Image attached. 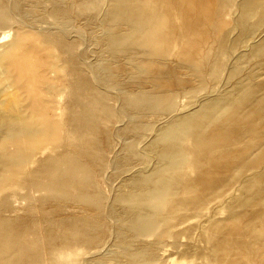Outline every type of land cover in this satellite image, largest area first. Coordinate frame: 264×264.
<instances>
[{
    "label": "bare ground",
    "instance_id": "bare-ground-1",
    "mask_svg": "<svg viewBox=\"0 0 264 264\" xmlns=\"http://www.w3.org/2000/svg\"><path fill=\"white\" fill-rule=\"evenodd\" d=\"M39 1L0 0V24L13 28L11 38L0 43V264H67L82 246L102 242L99 226H106L114 214L100 190L105 183L100 177L105 176L108 162L105 151L117 139L120 145L124 142L122 148L116 145L120 150L116 148L109 160L113 172L124 170L128 159L125 150L133 148L125 127L111 129L112 118L125 114L130 119V106H165L173 101L171 90L139 88L129 92L114 78L110 64L100 66L102 57L87 60L92 45H84L78 13L87 3L97 6V1H104L101 18L90 15L85 20L92 26L90 37L113 51L121 48L124 59L144 55L152 64L148 72H154L159 84L167 86L173 81L165 77H174L176 69L164 68V61L156 54L177 46L190 61L203 59V47L208 46L204 30L207 25L216 26L223 12L219 0H45L47 6ZM157 45L163 49L158 51ZM251 85L243 83L242 87ZM253 87L264 89V81ZM231 93L236 94H213L195 109L173 116L152 137L159 155L153 166L125 169L120 182L127 189L118 190L117 199L134 208L155 205L157 211L164 209L178 222L177 211L191 204L194 207L220 188L224 190L229 169H242L255 160L257 168L259 155L255 158V150L264 155V111H260L264 93L249 101L246 90L240 103H251L243 107L233 105ZM231 111L235 114L232 119ZM238 118L244 126L234 124ZM250 129L254 137L248 136ZM243 142L253 143L248 149ZM250 149L253 152L248 157ZM184 152L195 153L197 175L193 177L180 172ZM191 167L186 164L185 169ZM252 174L247 178L243 175L242 193L228 205L233 222L222 225L216 220L211 228L208 258L215 264H264V170ZM105 179L112 181L107 174ZM37 191L43 194L34 198ZM15 195L23 197L21 202L27 200L21 213L16 207L18 212H11ZM71 199L88 212L58 214L59 207L67 203L71 208ZM125 219L132 229L144 233L160 218L156 212L137 210ZM96 250L99 248L89 258L92 251L87 258L80 257L83 264H103ZM111 252L108 248L105 253ZM145 256L138 248L126 264H143Z\"/></svg>",
    "mask_w": 264,
    "mask_h": 264
},
{
    "label": "rangeland",
    "instance_id": "rangeland-1",
    "mask_svg": "<svg viewBox=\"0 0 264 264\" xmlns=\"http://www.w3.org/2000/svg\"><path fill=\"white\" fill-rule=\"evenodd\" d=\"M37 1L38 0H35V2ZM97 2V6L93 4H89L91 6H88L87 3L85 8L82 9V12L78 13V21L80 20L79 24L82 27L83 37L84 40L86 39L84 45L88 43L92 45L88 50L87 60L89 58H98V56L102 57L99 62L100 66L110 64L112 75L116 74L114 78L121 81V83L119 81L118 83L124 87L126 86V89L128 88V91L130 90L129 92H135L139 88H145L158 92H170L171 90L170 93H172L171 97L173 101L171 104L155 107L130 106L128 109L131 114L130 119L124 114L115 115L112 118L114 121L111 120L114 124L109 121L112 125L111 129L116 128L118 125L125 127L124 129L127 131V137L133 142V148L131 147L128 151L125 150L128 159L125 161L124 170H127L131 165L134 167L136 165L140 167L146 166L147 168L152 167L154 164L153 161L157 160L156 158L159 157L157 148H155L152 143L154 134H157L161 128H164L171 122L173 116L183 113L186 110L195 109L201 100L209 98L213 94L221 95L228 91L236 92V94L231 93L233 105L236 107L242 105L243 107L251 103H240L242 99L240 96L246 90H248L249 96L245 99L249 101L258 99L264 93V89L253 87L255 84L264 81V0H219V5L223 9V12L221 16L216 19V26H214V24V27L212 24L207 25V30H204L208 46H205V49L203 47V59H193L197 60V62L190 61L192 59L183 57L181 49L177 46H169L164 53L156 54L157 57L162 58L161 60L164 61V68L176 69V75L174 77H165L167 81L170 79L173 81L167 86L159 84L155 74H153L154 72H148L152 64L150 62L151 60L149 61L143 58L144 55L136 59L133 57L130 60L124 59L125 53L120 50L121 48H117L118 50L113 51L109 46L107 47L104 44L103 46L93 41L94 37H90L92 26L86 24L85 20L90 15L97 16L98 20L101 18L103 10L106 9V4L104 1ZM40 3L45 6L48 5V2L45 0H42ZM14 18L18 19V16L15 15ZM45 18L48 21L52 20V17ZM220 20H222V22ZM37 24L38 26H42L40 22H37ZM11 32L13 33V28L0 24V34H2L0 35V43L9 40L12 35ZM1 36H4L5 39H3V37L1 38ZM149 48L151 47L149 46ZM162 49V45L157 47L158 51ZM132 51L134 53L135 50ZM112 52L114 54H112ZM111 64H114V67ZM115 79L113 80L116 81ZM243 83L252 85L242 87ZM112 101L113 99H111L110 102L117 104ZM260 111H264V108L260 109ZM170 114L171 117L168 119L167 117ZM257 114L260 115L259 112H257ZM223 115L227 116L228 113H224ZM234 116V111H231L229 118L232 119ZM128 122L132 124H128ZM238 123L243 126L245 125L241 118L236 119L234 122V124ZM133 124L136 125L135 128ZM247 134L250 137H254V132L251 131V129L248 130ZM257 136H259V133L256 134L255 137ZM117 141L119 142L116 144ZM252 143L253 142L249 145V142H243L242 146L249 149ZM118 144L120 145L119 139H117L113 145L111 144V147L109 146L106 149L105 153L108 166L106 163L107 168H105V176L101 175L100 177L102 182H105L100 186L101 192H104L103 196L105 197L106 195L107 197H105L107 200L104 199V202L107 205H111L110 207L114 210L112 218L110 216V218L107 219L106 226L103 228L99 226L98 231L102 230L103 235L101 239L102 242L100 241V244H98L101 245V243H103V245H101V247H99L98 244L96 245L98 247L95 245L89 246V244L84 247L82 246V248L76 250L77 254L72 260H67V264H83V261H81L82 258L80 260V257L83 255V258H87L85 255L92 251L89 255L87 254L88 258L91 257V254L95 252V248H99V250L105 249L102 253L101 250H96V253L99 252L98 256H101L103 264H126L127 261L132 260L133 253L138 248L146 255L143 264H215L208 258L211 252L208 243L211 238L209 236L212 231L211 228L213 224L216 223V220L219 224H228L229 221L230 223L233 222L229 216L230 210L228 209V205L237 195L239 196V194L242 193L241 190L243 189L244 178L245 176L246 178L247 176H251L250 173L252 174V171H254L256 167V164H254L256 160L255 162L246 164L248 167L245 165V167L242 168L243 170L238 167L229 169L228 181H225L223 184L224 190L220 188L206 195L203 200L204 204L203 202L194 204V207L193 204H191L192 206L188 205L186 208L177 211V215L181 218L178 219L177 217V222V220H175L176 218L172 219L165 213L164 209L161 208L160 211H157V206L155 205L143 204L134 208L125 201H119L117 199V191L123 190L126 187L124 182H120L126 170H114L112 172V162H109V160L114 158L115 152L117 151L116 148H122L124 146V142L123 144L121 143L120 146ZM158 145L163 144L159 142ZM112 149L114 150L112 151ZM252 152L253 150L250 149L248 157L252 155ZM112 153H114V155ZM194 155L195 153L192 152H184V160L180 164V172L182 173V171H185L186 174L188 173L187 176L190 177L197 175V165L193 162ZM254 155L255 158L259 155L257 159L258 166L255 169L258 170L259 167L260 170H264V164L262 162L264 155H260L258 150H255ZM186 164L192 165V167L186 170ZM108 167L111 168V170ZM257 170H255L253 174L260 171ZM106 174L108 176L110 175L111 182L105 179ZM244 174L245 176H243ZM102 176L104 179H102ZM107 182H109V184ZM111 185H114L113 188ZM118 185L120 187L122 186L121 189H118L120 188ZM102 186L103 190L101 189ZM236 188L239 189L236 190ZM126 189L127 187L124 190ZM230 189L232 190L230 191ZM33 193L35 194V191H33ZM37 194L40 197L43 192L37 191L36 195H33V197L36 198L37 196L38 198ZM18 196L20 197V201ZM22 198L21 195H15V197H13L14 202L12 198H10L12 200L11 203L13 202L11 208H13L14 211H11L12 213L18 212L19 209L22 210H19L18 213L24 211L27 200L24 198L25 200H23L25 202H21ZM15 201H17V203ZM69 202H71V205L73 203L71 208L68 207L70 204L67 203V206H61L63 207L62 209L59 207V213H57L62 215L64 211L63 214L67 212L65 215H68V211L70 210H72L71 212L78 211L77 213L80 212L79 214H83L84 212V214H86L88 212V209L78 201L71 199ZM74 203L77 206H81V208L79 206H74ZM221 203L225 205L223 204V206ZM14 207L19 209L16 210ZM66 207L69 208V210H65L64 208ZM83 210L85 211L82 213ZM137 210L156 212V215L159 216L160 219L151 231L143 233L134 228L132 229L131 226L128 225L125 215L132 214ZM9 211L10 210H8V214H12L11 212L9 213ZM39 215L40 213H36V216L40 217ZM224 217L225 220H223ZM226 221H228V223H226ZM106 248L112 249L111 254L105 253L107 251ZM112 253H114V255Z\"/></svg>",
    "mask_w": 264,
    "mask_h": 264
}]
</instances>
